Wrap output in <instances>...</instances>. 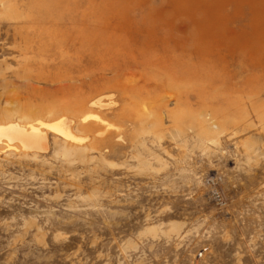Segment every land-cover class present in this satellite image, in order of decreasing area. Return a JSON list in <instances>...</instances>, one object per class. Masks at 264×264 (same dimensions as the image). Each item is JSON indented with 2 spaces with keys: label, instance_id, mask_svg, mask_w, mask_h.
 Returning a JSON list of instances; mask_svg holds the SVG:
<instances>
[{
  "label": "rangeland",
  "instance_id": "1",
  "mask_svg": "<svg viewBox=\"0 0 264 264\" xmlns=\"http://www.w3.org/2000/svg\"><path fill=\"white\" fill-rule=\"evenodd\" d=\"M148 64H188L213 137L136 142L106 113L123 141L85 158L47 128L45 151L3 139L0 264H264V0H0V122L53 123Z\"/></svg>",
  "mask_w": 264,
  "mask_h": 264
},
{
  "label": "bare ground",
  "instance_id": "2",
  "mask_svg": "<svg viewBox=\"0 0 264 264\" xmlns=\"http://www.w3.org/2000/svg\"><path fill=\"white\" fill-rule=\"evenodd\" d=\"M143 71L145 79L136 90L108 83L105 88L96 90L73 104L47 107L45 114L50 115L47 119L54 120L53 123H45L43 114H30L32 112L26 115L27 122L23 125L10 119L0 122V143L6 139L9 147H12L13 142L18 141L24 151H45L46 134L42 128H47L55 134L62 154H76L85 158L89 152L101 153L104 148H108L112 138L123 141V131L103 119L106 113H117L121 124L131 128V135L136 142L144 140L146 133L152 132L159 137L171 129L177 131V137L185 142L192 138L189 133L194 129L197 131L196 128L201 131L198 134L201 141L213 137L215 131L208 128L214 123L212 119H207L208 113L205 110L195 112L192 108V96L197 94L204 99L203 91L206 88L196 81L188 64L183 69L148 64ZM103 91H110L115 96L109 104H105L100 98ZM4 115L0 111V119ZM166 122L170 123L169 128L165 127ZM74 130L84 137L75 136Z\"/></svg>",
  "mask_w": 264,
  "mask_h": 264
}]
</instances>
